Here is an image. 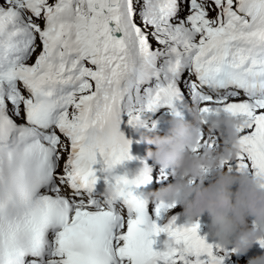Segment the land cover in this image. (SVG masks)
<instances>
[{"label":"snow or ice","instance_id":"1","mask_svg":"<svg viewBox=\"0 0 264 264\" xmlns=\"http://www.w3.org/2000/svg\"><path fill=\"white\" fill-rule=\"evenodd\" d=\"M185 96L201 114L251 117L224 166L264 173V0H2L0 264H225L235 250L198 221L151 218L134 191L147 178L95 193V164L132 158L122 117L182 115ZM160 233L174 251L153 247Z\"/></svg>","mask_w":264,"mask_h":264},{"label":"clouds","instance_id":"2","mask_svg":"<svg viewBox=\"0 0 264 264\" xmlns=\"http://www.w3.org/2000/svg\"><path fill=\"white\" fill-rule=\"evenodd\" d=\"M198 107L193 105L191 120L171 114L164 135L140 132L141 140L154 146L148 148L146 159L161 169H171L174 177V182L151 195L159 202H178L186 225L207 214L211 235L217 243L245 254L256 242L264 240V173L250 174L246 167L233 171L224 165L237 158L241 130L252 123V118L238 117L224 107L201 114ZM206 120L210 121L209 133L217 130L226 135L219 148L203 140L201 127ZM142 127L138 120L137 131ZM106 172L109 182L104 194L114 199L118 185L114 182L113 169L106 168ZM151 172L152 166L144 165L137 170L136 177L143 180ZM248 217L253 218L251 225ZM174 248L175 237L169 235L163 241V249L172 252ZM247 264H264V254L250 257Z\"/></svg>","mask_w":264,"mask_h":264},{"label":"rangeland","instance_id":"3","mask_svg":"<svg viewBox=\"0 0 264 264\" xmlns=\"http://www.w3.org/2000/svg\"><path fill=\"white\" fill-rule=\"evenodd\" d=\"M254 247V248H253ZM264 254V247H261L258 242H256L247 253L242 254V260L240 259L238 262H230V264H247L250 257Z\"/></svg>","mask_w":264,"mask_h":264},{"label":"bare ground","instance_id":"4","mask_svg":"<svg viewBox=\"0 0 264 264\" xmlns=\"http://www.w3.org/2000/svg\"><path fill=\"white\" fill-rule=\"evenodd\" d=\"M254 248V247H253ZM242 260V259H241Z\"/></svg>","mask_w":264,"mask_h":264}]
</instances>
